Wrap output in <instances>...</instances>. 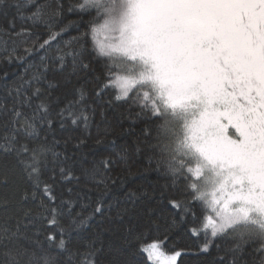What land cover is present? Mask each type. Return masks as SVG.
Masks as SVG:
<instances>
[{
	"label": "snow or ice",
	"instance_id": "6c2138e0",
	"mask_svg": "<svg viewBox=\"0 0 264 264\" xmlns=\"http://www.w3.org/2000/svg\"><path fill=\"white\" fill-rule=\"evenodd\" d=\"M30 8L35 10L26 19L33 26L50 28L53 16L60 15L50 13L39 0H0V16L7 17L15 9L25 19L23 13ZM68 11H75L79 19L61 32L73 24L85 31L66 42L78 49L71 53L57 49L61 54L56 61L63 69L66 56L71 55L73 72H95L94 65L98 66L95 95L108 94L109 104L122 102L138 110L136 116L144 119L145 131L154 141L157 171L170 180L165 187L178 193L168 203L182 222L190 216L193 226L188 231L197 239L202 237L194 254H209L214 247L218 255L210 264H264V0H77ZM9 24L14 30V19ZM15 35L31 33L22 29ZM60 35L50 33L39 49L47 52ZM33 50L25 49L29 54ZM15 53L13 47L9 62ZM45 58L41 57L40 67H45ZM42 77L38 70L25 81L27 88L21 84L15 89L17 98L31 90L21 107L31 108L32 113L27 115L13 105L4 125L8 134L0 136V151L15 153L16 165L33 188L32 199L41 191L55 204L48 207L44 219L56 231H49L44 241L37 232L36 239L25 236L27 242L20 243L22 221H17L15 231L3 228L0 264H100L104 248L97 247L99 237L90 238L83 250H73L68 246L71 227L59 223V218L68 217L71 226L83 228L91 217L73 216L76 202L72 199L56 203L52 184L43 179L51 164L48 179L53 183L57 167L63 180L80 181L71 168L60 166L67 158L60 159L61 153L53 150L47 136L41 139L40 125L51 130L53 123L51 107L41 99L44 92L33 87ZM86 95L80 89L79 99L56 112L61 127L69 118L73 125L82 121L88 127L89 116L82 106ZM33 97L40 99L35 107ZM21 138L29 143H20ZM100 163L107 170L112 161ZM83 173L86 180L106 186L108 177L97 166L84 168ZM3 183H8L7 174ZM20 198L27 201L29 193L23 191ZM102 208V201H97L94 212L102 214ZM24 215L31 223L30 214ZM134 239L147 264H177V258L187 254L169 252L166 238L149 242L146 232L135 234ZM65 254L66 260L62 259Z\"/></svg>",
	"mask_w": 264,
	"mask_h": 264
},
{
	"label": "trees",
	"instance_id": "16d2710c",
	"mask_svg": "<svg viewBox=\"0 0 264 264\" xmlns=\"http://www.w3.org/2000/svg\"><path fill=\"white\" fill-rule=\"evenodd\" d=\"M76 2L77 0H39V3L48 5L50 13L60 12V15L53 16L50 28L44 24L33 26L32 22L26 19L34 8L23 13L25 19L16 15L15 9L7 17L0 16V136L8 134L4 125L10 120L7 113L13 105L31 115V108L21 107L23 97L30 95L31 90L27 93L22 91L21 97L17 98L15 89L21 84L27 88L25 81L39 70L43 73L41 83L33 84V87H40L44 92L41 99L50 105L52 110L50 118L53 121L51 130H48L46 124L40 125V128H43L41 139L47 136L53 150L61 153L60 159L67 158L66 163L60 166L71 168L73 175L79 177L80 181L78 183L74 179L63 180L57 167L56 181L53 183L48 179L52 175L51 164L48 170H45L43 179L52 184L54 194L57 196L56 203H59L61 198L72 199L76 202L73 216L75 213H81L85 217H91L87 226L83 228L71 226V218H59L61 226L66 229L71 227V242L68 246L73 250L77 248L83 250V246L90 238L98 236L97 247L102 244L104 248L100 264H112L113 261H119L120 264H147L145 257L138 254L139 245L134 239L135 234L146 232L149 242L152 239L166 238L169 252L187 253L178 257L177 264H210L218 255L216 249L211 248L209 254H194L198 253L202 237L197 239L192 236L188 231L193 226L191 217L182 222L180 215L168 203V199L178 193L170 186L165 187L170 185V180L162 172L157 171L156 159L151 148L154 141L145 131L148 126L144 119L136 116L138 110L131 109L122 102L109 104L108 94L103 97L95 95L93 91L95 77L100 74L98 66L94 65L97 68L95 72H73L71 55L66 56L63 69L56 61L55 57L61 54L57 49H63L68 53H71L73 48L78 49V45L69 47L66 42L85 31L83 26L78 28L73 24L61 32L69 22L79 19L75 11H68ZM13 19L14 30L9 24ZM22 29H28L31 35L16 36L15 32ZM52 32H60L61 35L52 42L47 52L40 50L39 43L48 39ZM5 47L8 49L7 52L4 51ZM13 47L16 48V53L9 62L7 56ZM28 48H34L31 54L25 51ZM15 56H22L24 59L17 60ZM41 57H46L44 60L46 71L45 67H40ZM49 82L52 83V87H48ZM80 89L87 93L82 106L89 116L88 127L85 128L82 121L73 125L70 118L66 119L63 122L64 126L61 127V120L56 112L64 108L69 101L79 99ZM32 103L35 107L40 103V99L33 97ZM80 107L81 105L77 106V111ZM20 143L29 141L21 138ZM51 159L49 154V160ZM105 159L112 161L107 170L100 163ZM93 165L99 168L102 176L108 177L106 186L85 179L83 169L91 168ZM6 174L7 185L3 183ZM99 179L100 177H97V180ZM69 189H72V192H69ZM23 191L29 193L27 201L20 198ZM32 191L26 174L16 165L15 153L0 151V230L7 227L15 231L17 221H22L20 243L27 242L25 236L36 239L37 232L38 238L44 241L49 231H56L44 219L48 214V207H54L55 204L41 191H37L35 199H32ZM97 201H102V214L94 212ZM149 208L155 211L149 213ZM26 212L30 214L31 223L25 218ZM23 224H28L26 230ZM129 229L132 230L131 235ZM65 239L68 237L65 236ZM221 247H224L222 243ZM62 259L66 260L67 255L65 254Z\"/></svg>",
	"mask_w": 264,
	"mask_h": 264
},
{
	"label": "rangeland",
	"instance_id": "374dc122",
	"mask_svg": "<svg viewBox=\"0 0 264 264\" xmlns=\"http://www.w3.org/2000/svg\"><path fill=\"white\" fill-rule=\"evenodd\" d=\"M178 259V258H177Z\"/></svg>",
	"mask_w": 264,
	"mask_h": 264
}]
</instances>
